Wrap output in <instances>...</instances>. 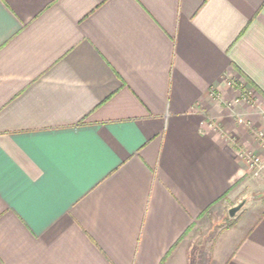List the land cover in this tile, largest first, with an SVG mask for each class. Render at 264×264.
<instances>
[{
    "label": "crops",
    "instance_id": "1",
    "mask_svg": "<svg viewBox=\"0 0 264 264\" xmlns=\"http://www.w3.org/2000/svg\"><path fill=\"white\" fill-rule=\"evenodd\" d=\"M263 110L264 0H0V264H264Z\"/></svg>",
    "mask_w": 264,
    "mask_h": 264
},
{
    "label": "built area",
    "instance_id": "2",
    "mask_svg": "<svg viewBox=\"0 0 264 264\" xmlns=\"http://www.w3.org/2000/svg\"><path fill=\"white\" fill-rule=\"evenodd\" d=\"M225 84L237 88L235 98L231 103H227L228 106H232L234 103L243 102L249 106L253 105L255 100L254 96L252 95V92L250 90H244L241 84L233 82L231 79H226ZM218 93L211 91L209 97H211L212 100L218 99ZM261 114L264 116V110L261 111ZM239 113H234L233 118L239 119L240 117ZM246 126L250 130L249 134H251L253 140L255 141L258 148H260L264 152V130L263 129H253V126L251 123L247 120ZM244 121V122H245ZM208 125L215 130H219L221 132V135L226 140H230L231 136L227 135L224 131H222L221 128L218 127V125L214 122L212 118H209V121L207 122ZM233 140V139H232ZM238 156L241 158V160L245 163L246 173L257 177L261 173L263 167H264V159L258 154H256L251 149L238 146Z\"/></svg>",
    "mask_w": 264,
    "mask_h": 264
},
{
    "label": "rangeland",
    "instance_id": "3",
    "mask_svg": "<svg viewBox=\"0 0 264 264\" xmlns=\"http://www.w3.org/2000/svg\"><path fill=\"white\" fill-rule=\"evenodd\" d=\"M253 129H258V128H254L253 127ZM217 213L221 215L220 216L221 217V224L220 225H222V226L224 224L227 225L228 224L227 222L229 221V219H233V218H229L230 216H229L226 208H224V209L222 208V210L217 211ZM236 215H239V214H236ZM255 216H256L255 212H253L252 214L248 215L245 219H243L242 225H245L244 223L248 222L249 220H250V223H251V221H253L255 219Z\"/></svg>",
    "mask_w": 264,
    "mask_h": 264
},
{
    "label": "water",
    "instance_id": "4",
    "mask_svg": "<svg viewBox=\"0 0 264 264\" xmlns=\"http://www.w3.org/2000/svg\"><path fill=\"white\" fill-rule=\"evenodd\" d=\"M243 204H244V202L241 201L240 203H238V204H236V205L230 207V208L228 209V211H227L228 214H229V216H230L231 218H233V217L235 216V214H236V211H239L240 208L243 206Z\"/></svg>",
    "mask_w": 264,
    "mask_h": 264
},
{
    "label": "trees",
    "instance_id": "5",
    "mask_svg": "<svg viewBox=\"0 0 264 264\" xmlns=\"http://www.w3.org/2000/svg\"><path fill=\"white\" fill-rule=\"evenodd\" d=\"M232 220H234V218Z\"/></svg>",
    "mask_w": 264,
    "mask_h": 264
}]
</instances>
